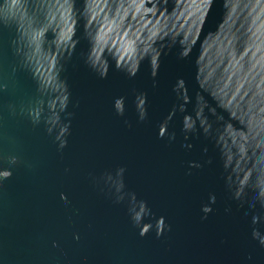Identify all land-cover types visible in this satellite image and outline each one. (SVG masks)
<instances>
[{
  "label": "water",
  "instance_id": "95a60500",
  "mask_svg": "<svg viewBox=\"0 0 264 264\" xmlns=\"http://www.w3.org/2000/svg\"><path fill=\"white\" fill-rule=\"evenodd\" d=\"M0 264H264V0H0Z\"/></svg>",
  "mask_w": 264,
  "mask_h": 264
}]
</instances>
